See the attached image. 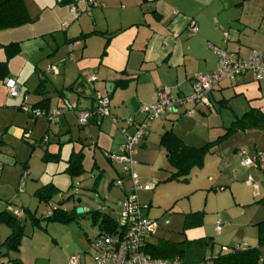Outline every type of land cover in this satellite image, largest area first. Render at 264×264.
<instances>
[{
	"label": "crops",
	"instance_id": "crops-1",
	"mask_svg": "<svg viewBox=\"0 0 264 264\" xmlns=\"http://www.w3.org/2000/svg\"><path fill=\"white\" fill-rule=\"evenodd\" d=\"M25 2L33 21L13 29L27 28L33 32L38 14H32L31 4L28 0ZM34 2L40 4L43 11L48 8L46 0ZM59 2L66 8L57 22L66 28L60 41L66 47L65 54L60 55L59 50L53 56L54 60L42 59L37 67L30 66L29 61L24 64L22 59L17 66L13 59H9L6 73L0 78V213L5 210H19L22 213L25 208L31 209L25 204L22 207L17 205L19 200L24 201L23 195L28 193L27 189H35V182L43 178L49 180L47 184L56 185L57 176H70L65 172L68 161L82 151L85 157L84 147L88 139L95 148L94 168H99L97 147L109 162L108 154L119 153L124 142L120 130L121 126H127L124 120L129 117L141 119V107L154 103L160 92H167L171 97L189 96L195 75L216 69L219 59L217 49L237 52L243 58L250 57L254 51L264 56V0H96L97 5L92 7H89V0ZM73 6L76 11L72 10ZM194 25L199 28L197 33L191 31ZM51 31L48 28L46 33ZM30 39H35L34 34L27 38ZM15 42L20 44V55L26 43ZM10 43L13 42L0 40V48ZM70 47L73 59L69 57ZM6 58V55L4 58L0 54V62ZM51 66H56L57 71H51ZM86 73L98 74L99 79L89 85L85 79ZM50 75L54 78L51 79ZM8 79H18L22 95H27L28 103L47 113L61 107L65 100L77 103L79 109L90 108L95 104L94 94L97 93L109 96L111 115L100 123L92 122L84 127L79 126L78 111L63 113L56 119L34 117L21 111L22 96L12 98L8 95L5 85ZM45 99L46 103L41 104ZM209 99V105L186 103L179 107L177 113H165L156 119L154 131L158 133L157 136L161 137L165 131L172 130L184 143L196 147L217 140L226 133L232 122L250 110L264 114V81L253 80L251 73L241 75L234 81L223 80L209 94ZM191 108L195 112L191 116L185 115V111ZM113 118L121 120L120 126ZM40 121L42 124H39ZM152 131L153 123L139 147L146 146ZM128 132H133L131 126ZM233 134L236 139L229 138ZM231 135L224 138L234 140L231 141L232 147L225 151L233 150L232 155L228 156L231 161L235 162L237 156L241 157V150L246 151L249 158L264 151V130L261 128L237 130ZM21 142L31 148L29 155L28 146ZM36 144L45 145L40 158L44 169L37 177L34 176L32 164ZM46 153L59 154V161L44 159ZM217 153L219 151L213 148L207 158ZM223 158L225 160V154ZM109 163L116 172V179L123 175L122 164ZM242 168L245 169L240 171L241 175L249 174L246 183L252 186L251 200L240 201L234 188L235 182L231 181V190L240 208L238 219L229 218L226 210L221 211L229 220L226 228H222L224 223L219 218L217 231L224 241H229L225 237H232L237 241L236 245L247 246L246 243H258L256 224L264 220V204L258 203L264 197V166H252L246 170L247 167L242 165ZM251 177L256 178L258 183L253 182ZM37 187L34 192L36 198V191L42 188ZM249 206L252 207L249 209ZM148 208L145 206V209ZM224 232L227 234L224 235ZM223 247L230 246L223 244ZM211 251L210 254H214L221 249L218 251L214 245ZM23 263L27 264L26 261Z\"/></svg>",
	"mask_w": 264,
	"mask_h": 264
},
{
	"label": "rangeland",
	"instance_id": "rangeland-1",
	"mask_svg": "<svg viewBox=\"0 0 264 264\" xmlns=\"http://www.w3.org/2000/svg\"><path fill=\"white\" fill-rule=\"evenodd\" d=\"M59 1L46 0L47 3L45 4H48V8L43 11L40 4L34 2V0H28L29 4H31L32 14H38V22L34 26L33 32L26 30L27 28H23L24 30L13 28L0 30L1 41H25L26 43V46H23L24 51L22 50L20 55L14 54L9 57L13 59V63H17V66L22 59L25 61L24 64L29 61L30 66L35 65L37 67L42 59L46 61L48 59L54 60L53 56L59 50L60 55L65 54L66 47L64 42L60 41L65 34L64 30L66 28L58 25L57 22L64 15L66 8ZM90 20H92L91 17ZM48 28L52 30L50 33H46ZM33 34L35 39L27 40ZM30 41H32L31 44ZM0 54H3L4 58L5 55L7 56L5 48H0ZM36 60L39 61L36 62ZM39 72L42 73L40 69ZM49 77L51 79L54 78L52 75ZM152 123L153 131L150 140L143 148L137 146L134 153V171L138 175V181L143 185L148 182L156 184L153 189H143L138 193L141 204L149 206L145 210L146 216L156 223L155 233L150 236L151 242L156 243L159 240H166L174 243H186L204 236L211 241L206 249L209 253L214 245L218 251L222 249L223 244L235 246L237 241L234 238L230 237L228 239V237H225L226 240H229L226 242L222 236L218 235L217 231L219 218L224 223L222 228H226V223L229 220L226 219L227 216L225 218L222 215L221 211L226 210L229 218L238 219L240 208L236 204L231 190L232 183L230 182H235L234 188L240 201L241 199L245 202L251 200L252 196V189L250 188L252 186L246 183L249 174H240V171L245 169L242 168L240 158L237 156L235 162L230 160L228 156L232 155V149L225 153L227 149L232 147L231 141L236 139L233 138L235 134L229 137L233 139L228 141L223 139L215 145L214 149L219 151V154L217 153V155L209 156L208 158L206 156L208 159L206 166L194 168L188 182H165L174 172V169L168 161L169 153L164 147L159 145L160 137L154 131L156 120L152 121ZM39 124H42L41 121ZM51 136L54 137L53 133H51ZM91 142L90 139L86 140V146L84 147L86 173L82 177L77 178L57 176L55 182L56 186L60 188V193L49 204L40 203L39 199L34 195L35 189L38 188L37 186L43 187L47 185L49 180L46 178L35 182L37 183L36 188L27 189L28 193L23 195L24 201L19 200V204L16 203L19 207H22L23 204L29 206L32 211H36L39 219L47 211L52 212L56 208H60L65 211L67 217L71 218V220L61 222L43 219L40 225H33L29 219H26L24 222L25 237L23 238L24 241L22 240L21 253L20 251L11 252L8 256L2 258L0 264H12L10 260L15 258L23 259L27 264H68L69 258L72 256L77 257L80 264L92 262L90 258L93 252L92 242L101 230L98 224H94L93 213L90 211H100L101 214H109L119 221L125 194L124 189L118 187L115 183L116 172L109 163L110 161L108 162L106 156L98 147L96 148V153L99 168H94L93 150L95 148L93 149ZM21 143L28 146L24 142ZM14 144L16 145L15 142ZM36 145L34 156H32V164L35 169L34 176L37 177L44 169V164L40 158L44 154L45 145ZM28 150L29 155L31 152L29 146ZM137 153H140V155ZM223 154H225V160ZM247 169L249 168L247 167ZM251 180L258 183L254 177H251ZM128 185L129 183L126 184V186ZM250 207L252 206H249V209ZM79 208H83L84 211L79 213ZM200 211L204 213V222H197V217H192L191 221L193 223L187 225L186 216ZM230 220L232 222V219ZM231 229L233 230V228ZM9 232L10 229L6 225L1 224L0 242L4 240ZM226 234L224 232V235ZM246 245L256 246L257 244L246 243ZM261 249L264 255V247Z\"/></svg>",
	"mask_w": 264,
	"mask_h": 264
},
{
	"label": "built area",
	"instance_id": "built-area-1",
	"mask_svg": "<svg viewBox=\"0 0 264 264\" xmlns=\"http://www.w3.org/2000/svg\"><path fill=\"white\" fill-rule=\"evenodd\" d=\"M93 5H97L96 0H89V7ZM72 10L76 11V7L73 6ZM191 31L197 33L198 26L194 25ZM72 51L70 47V59H73ZM217 53L219 59L216 69L210 73L196 74L192 80V93L189 96L171 97L167 92H160L154 103L141 107L140 113L143 115L141 119L129 117L124 120L127 126L120 127L124 142L119 153H109L108 157L111 162L122 164L123 176L119 177L115 183L124 189L126 197L118 221L119 227L115 233H101L92 242L91 264H191L179 258L171 260L154 258L145 251L146 241L155 233L156 223L146 216L145 206L140 203L138 193L143 189H153L155 183L148 182L143 185L138 181L139 178L134 171V153L140 142L148 136L152 121L162 117L165 113H177L179 107L186 103L209 105V94L221 81H234L246 73H251L255 81H264V56L261 52L254 51L248 58H243L237 52L221 49H217ZM50 70L56 72L57 67L51 66ZM85 79L89 85H92L99 79V75L89 74ZM5 85L10 97L22 96L21 110L34 117L48 116L50 119H56L63 113L78 111L79 126L84 127L92 122L100 123L111 115L110 98L107 95L95 93V104L90 108L79 109L77 103L65 100L61 107L54 108L51 113H47L28 103L27 95H22L18 79H8ZM194 112L195 110L191 108L187 109L184 114L191 116ZM113 121L120 126V119L113 118ZM130 126L133 128L132 133H128L127 130ZM240 156L243 166H264V152L262 151L258 152L254 158H249L246 156V151L241 150ZM1 166L0 162V168ZM127 183H129L128 186H126ZM15 213L18 211L16 210ZM218 230H221L220 220ZM68 264L80 263L77 257L72 256ZM200 264L206 263L201 262Z\"/></svg>",
	"mask_w": 264,
	"mask_h": 264
},
{
	"label": "trees",
	"instance_id": "trees-1",
	"mask_svg": "<svg viewBox=\"0 0 264 264\" xmlns=\"http://www.w3.org/2000/svg\"><path fill=\"white\" fill-rule=\"evenodd\" d=\"M32 21L33 18L29 13L25 0H0V30L17 28ZM4 48L7 58L5 61L0 62V78L6 73L9 57L18 54L21 49L18 42L6 44ZM89 74L90 73H86L85 78ZM46 101L47 99L41 101V104L46 103ZM250 128H261L264 130L263 113L255 109L250 110L232 122L223 136L200 147L187 145L172 130L165 131L160 137L159 144L169 153L168 161L174 169V172H172L165 182H188L192 170L196 167L202 168L204 166L205 157L212 151L217 143L237 130H247ZM82 152L80 154L77 153L79 155H74L73 158L71 157L68 161L69 165L65 172L73 178L81 177L87 171L84 165V154ZM59 156V154L46 153L44 159L52 158L53 161H59ZM59 193L60 189L53 183L47 184L36 191L39 201L45 204H49ZM258 203L264 204V197L261 198ZM15 211L11 212L5 210L0 213V224H4L10 229V234L0 243V263L2 258L8 256L11 252L20 251L22 240L25 237L24 222L26 219H29L33 225H40L43 219L61 222H68L71 220V218L67 217L65 211L60 208H56L52 212L47 211L40 219L37 217L36 211H32L29 208H25L22 214L19 210H17L18 213H15ZM90 212L93 213L94 224L99 225L101 230L100 234L115 233L118 229L119 225L117 220L109 214H101L100 211ZM203 216L204 213L202 211L188 214L185 218L186 224L190 225L193 223L191 221L192 217H197V222L201 221L202 223L204 220ZM256 227L258 231V243L256 246H244L239 244L223 247L226 249L224 250L222 248L218 253L207 254L208 251L206 249L211 243L207 237L186 243H174L166 240H159L153 243L149 241V237L146 241L145 251L154 258L169 260L179 258L191 264H200L201 262L206 264H264V255L261 249L264 247V220L258 222ZM207 258H209V260ZM10 262L12 264H24L19 258L12 259Z\"/></svg>",
	"mask_w": 264,
	"mask_h": 264
},
{
	"label": "water",
	"instance_id": "water-1",
	"mask_svg": "<svg viewBox=\"0 0 264 264\" xmlns=\"http://www.w3.org/2000/svg\"><path fill=\"white\" fill-rule=\"evenodd\" d=\"M83 211H84L83 208H79V209H78V212H79V213H81V212H83Z\"/></svg>",
	"mask_w": 264,
	"mask_h": 264
}]
</instances>
